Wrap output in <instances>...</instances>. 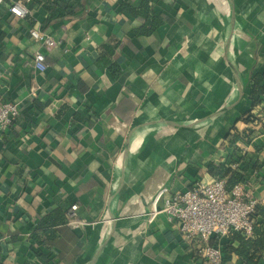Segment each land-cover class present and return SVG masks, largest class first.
<instances>
[{"label": "crops", "instance_id": "1", "mask_svg": "<svg viewBox=\"0 0 264 264\" xmlns=\"http://www.w3.org/2000/svg\"><path fill=\"white\" fill-rule=\"evenodd\" d=\"M13 2L0 0V97L20 107L0 129V264H205L197 238L151 214L161 189L213 181L212 163L247 166L264 204V128L231 146L264 63V0H154L164 23L149 35L122 11L143 0H83L68 20L19 18ZM32 28L57 45L41 49ZM40 49L47 68L25 66ZM74 203L80 223L38 228ZM216 244L245 264L232 234Z\"/></svg>", "mask_w": 264, "mask_h": 264}, {"label": "built area", "instance_id": "2", "mask_svg": "<svg viewBox=\"0 0 264 264\" xmlns=\"http://www.w3.org/2000/svg\"><path fill=\"white\" fill-rule=\"evenodd\" d=\"M30 0H16L11 3L9 11L16 17H26ZM31 36L40 44L41 49L52 48L57 40L49 33L30 29ZM37 50L33 59H26L25 66L46 69L47 61L43 50ZM20 113L17 102L0 97V129L7 130ZM168 188L161 189L155 199L151 219L158 213H166L174 220L180 231L189 239L200 241V257L205 264H223L222 248L216 244L218 236L240 232L252 236L256 219L253 217L260 201L253 196L248 182L227 185V179H214L211 182L199 181L185 191L167 194ZM163 199L162 208L158 203ZM79 204L74 203L67 211L68 224L80 223Z\"/></svg>", "mask_w": 264, "mask_h": 264}, {"label": "trees", "instance_id": "3", "mask_svg": "<svg viewBox=\"0 0 264 264\" xmlns=\"http://www.w3.org/2000/svg\"><path fill=\"white\" fill-rule=\"evenodd\" d=\"M6 1L10 2L15 0ZM152 1L154 0H143V4L139 8H133L128 3L122 5L123 12L130 13L134 16L142 14L146 18V23H143L135 29L137 35L152 34L164 23L163 18L157 15L155 9L151 6ZM82 5L83 0H31L29 9L32 11L35 8L42 7L47 10L50 20H68L78 13ZM251 82L252 85L249 94L251 108L243 114V119L249 127L245 129L242 134L235 133L231 139V146L236 149L238 143L241 141L252 143L258 129L264 128V111H262L264 109V63L263 66L259 67L254 72ZM258 106H262L261 111L259 113H253L252 110ZM259 149L264 151V146H260ZM247 169L248 167L244 166L243 172H239L225 163H212L209 167L210 174L214 176L215 179H227V185L229 187L239 182H247V174L245 172ZM57 215L54 217L52 214H48L43 222L39 224L38 228L50 230V225L56 224L59 219L61 223H68L67 213H65V217L59 216L57 218ZM253 217L256 219V223L252 236H246L240 232L232 233V236L240 243L238 247L234 248V252L245 264H260L262 260L264 261V204H259L257 206ZM33 235H36V233ZM228 249L232 248L229 247ZM224 252L225 250L223 251V264L228 261V256H225Z\"/></svg>", "mask_w": 264, "mask_h": 264}, {"label": "rangeland", "instance_id": "4", "mask_svg": "<svg viewBox=\"0 0 264 264\" xmlns=\"http://www.w3.org/2000/svg\"><path fill=\"white\" fill-rule=\"evenodd\" d=\"M263 120H264V117H263Z\"/></svg>", "mask_w": 264, "mask_h": 264}]
</instances>
